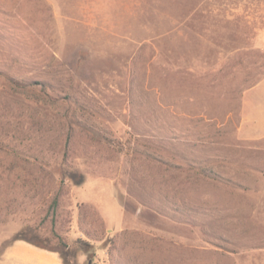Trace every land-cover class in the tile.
<instances>
[{
    "label": "rangeland",
    "instance_id": "rangeland-1",
    "mask_svg": "<svg viewBox=\"0 0 264 264\" xmlns=\"http://www.w3.org/2000/svg\"><path fill=\"white\" fill-rule=\"evenodd\" d=\"M263 77L264 0H0V264H264Z\"/></svg>",
    "mask_w": 264,
    "mask_h": 264
},
{
    "label": "crops",
    "instance_id": "crops-1",
    "mask_svg": "<svg viewBox=\"0 0 264 264\" xmlns=\"http://www.w3.org/2000/svg\"><path fill=\"white\" fill-rule=\"evenodd\" d=\"M247 130L264 133V77L247 90L243 103ZM246 124H242L245 128ZM15 264H64L56 250L38 246L25 239H17L7 251Z\"/></svg>",
    "mask_w": 264,
    "mask_h": 264
},
{
    "label": "trees",
    "instance_id": "trees-1",
    "mask_svg": "<svg viewBox=\"0 0 264 264\" xmlns=\"http://www.w3.org/2000/svg\"><path fill=\"white\" fill-rule=\"evenodd\" d=\"M16 240L17 239H25V240H28V239H26L24 236H23V234H19V235H17V237L15 238ZM43 247V246H42Z\"/></svg>",
    "mask_w": 264,
    "mask_h": 264
}]
</instances>
